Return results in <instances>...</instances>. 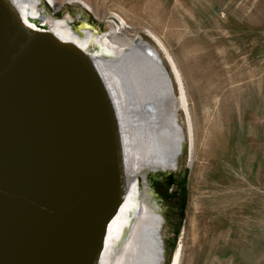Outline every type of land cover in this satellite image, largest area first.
<instances>
[{"label": "rangeland", "instance_id": "374dc122", "mask_svg": "<svg viewBox=\"0 0 264 264\" xmlns=\"http://www.w3.org/2000/svg\"><path fill=\"white\" fill-rule=\"evenodd\" d=\"M48 0L97 32L158 42L176 62L193 129L175 170L146 176L163 210L164 264H264V0ZM159 44V45H158ZM178 123L187 129L185 113ZM191 154V155H190Z\"/></svg>", "mask_w": 264, "mask_h": 264}, {"label": "water", "instance_id": "95a60500", "mask_svg": "<svg viewBox=\"0 0 264 264\" xmlns=\"http://www.w3.org/2000/svg\"><path fill=\"white\" fill-rule=\"evenodd\" d=\"M28 21L43 25L0 0V264H100L127 194L121 118L96 54ZM144 42L172 93L157 48ZM185 143L181 134L179 153ZM177 165L174 155L137 181Z\"/></svg>", "mask_w": 264, "mask_h": 264}, {"label": "bare ground", "instance_id": "6f19581e", "mask_svg": "<svg viewBox=\"0 0 264 264\" xmlns=\"http://www.w3.org/2000/svg\"><path fill=\"white\" fill-rule=\"evenodd\" d=\"M14 1L23 17L27 14L40 17L43 25L28 21L32 26H46L61 38L73 40L96 54L121 118L129 176L127 194L109 224L100 264H157L159 243L155 232L159 231L164 214L150 192L145 175L141 173L144 176L139 183L136 174L146 168L170 167L174 155L178 162L181 134L189 152H192V118L186 88L176 62L158 40L178 89L175 92L169 73L173 87L171 93L164 74L148 54L144 40L127 38L115 29L110 33L97 32L83 22L75 25L70 15L58 18L46 11L41 5L45 0ZM48 1L55 7L54 0ZM179 110L186 116V132L178 123ZM127 226L128 234L122 240V230ZM160 241L165 255L162 237ZM181 248L180 241L170 264H179Z\"/></svg>", "mask_w": 264, "mask_h": 264}]
</instances>
